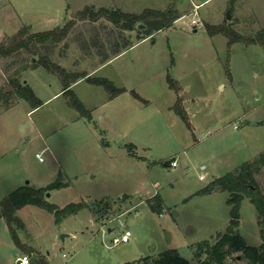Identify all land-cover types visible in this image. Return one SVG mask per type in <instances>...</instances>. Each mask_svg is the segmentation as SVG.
<instances>
[{
	"label": "rangeland",
	"instance_id": "rangeland-1",
	"mask_svg": "<svg viewBox=\"0 0 264 264\" xmlns=\"http://www.w3.org/2000/svg\"><path fill=\"white\" fill-rule=\"evenodd\" d=\"M189 1L0 0V44L22 27L40 33L72 22L66 38L45 46L44 55L69 73H83L117 53L92 76L125 90L108 101L99 87L75 85L72 91L89 119L63 96L33 111L23 102L0 109V201L26 183L45 188L60 174L64 185L47 193L49 204L84 205L58 224L36 207L16 212L24 225L17 232L20 243L48 264H137L168 250L196 264L195 246L213 244L225 231L228 194L201 191L264 152V53L242 43L227 48V39L208 37L203 26L230 22L241 35L254 36L264 26V0H227L226 5L210 0L198 12L190 11ZM168 8L182 17L143 41H138L142 24L126 32L105 18L81 17L88 9L139 14ZM6 78L0 72V87ZM167 78L179 88L190 129L172 110L176 94ZM21 79L38 99L61 87L41 68L25 71ZM172 159L176 166L164 167ZM254 180L264 195V165ZM156 195L159 213L149 209ZM125 230L129 242L112 245ZM236 231L247 246L260 245L256 210L247 199L240 202ZM18 255L30 257L14 246L0 220V264H13ZM225 264L248 262L236 252Z\"/></svg>",
	"mask_w": 264,
	"mask_h": 264
},
{
	"label": "trees",
	"instance_id": "trees-1",
	"mask_svg": "<svg viewBox=\"0 0 264 264\" xmlns=\"http://www.w3.org/2000/svg\"><path fill=\"white\" fill-rule=\"evenodd\" d=\"M231 5L230 3L228 10H232ZM81 17L87 18L89 22H95L99 17H102L126 32H132L136 29V26L142 24L144 30L138 41L164 30L178 19L176 11L172 8L163 11L147 9L139 14H127L119 10L109 11L106 9L94 12L88 9L87 13L81 14ZM72 27L73 23L69 22L61 29L40 33H29L28 28L22 27L14 36L9 38L8 42L0 44V62H2L0 72L7 74L6 84L0 87V109L2 108L3 112L21 102L27 104L30 110L41 107V101L35 97L29 85L24 84L23 79H21L23 72L37 68L45 70V72L54 75L59 80L62 88L61 95L68 99V106L77 111L82 118L89 119L90 114L71 89V86L77 81L83 79L87 84L103 89L109 100L125 92L124 89L116 88L111 81L105 78L89 77L82 73H69L59 64L54 63L50 57H47L48 55H44L42 49H45V46L47 48L55 47L61 43ZM203 28L210 38L221 35L227 39V48L242 43L246 46H259L264 53V26L254 36L250 37H245L236 32L232 29L230 22H224L219 26L205 24ZM108 57L106 56L103 61H107ZM225 69L228 77H230L227 65ZM166 80L168 88L176 94L172 110L190 129L186 113L181 105L179 88L169 78ZM131 94L137 98L136 94L133 92ZM263 165L264 152L259 154L253 161L241 164L235 171L215 179L209 187L201 191L202 194L227 193L226 203L230 210L228 225L222 234L216 236V241L213 244L204 241L195 246L193 257L196 264H225L227 257L236 252H241L248 264H264V195L254 180V175ZM63 185L59 174L55 182L45 188L33 189L29 186H20L0 201V220L4 221L14 246L30 255L31 264H48V262L38 252L26 249L20 243L17 232L23 231L24 225L16 216V212L26 206L36 207L52 214L56 224L69 216L75 215L84 207L83 204H68L62 209H58L56 206L49 204L46 199L48 192L59 189ZM243 199H247L256 210L260 237L258 247L247 246L236 231L239 205ZM149 209L152 212L159 213L161 199L157 195L149 201ZM89 210L92 213L94 212L92 207H89ZM137 264H189V262L181 258L175 250H168L155 257L142 258Z\"/></svg>",
	"mask_w": 264,
	"mask_h": 264
},
{
	"label": "crops",
	"instance_id": "crops-1",
	"mask_svg": "<svg viewBox=\"0 0 264 264\" xmlns=\"http://www.w3.org/2000/svg\"><path fill=\"white\" fill-rule=\"evenodd\" d=\"M189 1V0H188ZM208 1H210V0H201L199 3L198 2H195V0L194 1H189V3H190V5H191V10L190 11H192V12H198V11H200L201 10V7L203 6V5H205V3H207ZM225 1V2H224ZM223 1V3H225L224 5H226V2H227V0H224ZM240 1H242V0H240ZM230 4V2L228 3V5ZM223 5V6H224ZM193 9V10H192ZM205 14V13H204ZM177 17H178V19H180L182 16H179V15H177ZM177 19V20H178ZM177 20H175L173 23H175ZM264 22H262V24H263ZM205 24H208V25H211V23H205ZM204 24V25H205ZM236 32H238L239 33V28H236L235 27V29H234ZM240 34V33H239ZM148 39V38H147ZM143 40H145V39H143ZM143 40H140V41H143ZM124 52V51H123ZM118 56V54L116 55V56H114L113 58H111L110 60H107L106 62H104L103 64H100L97 68H95L94 70H91L90 72H83L82 74H85L86 76H89V77H93L92 75L95 73V71H97L99 68H101V67H103L104 65H106V64H108L112 59H114L115 57H117ZM60 65V64H59ZM35 70H37V69H35ZM35 70H28V71H35ZM24 73V72H23ZM25 80V83L27 84L28 83V80L27 79H24ZM82 82H85L83 79L82 80H79V81H77L75 84H73L72 86H71V89L73 90L74 89V87H75V85H78V84H80V83H82ZM86 83V82H85ZM29 85V84H28ZM29 87H30V85H29ZM31 89H32V91L34 92V90H33V88L32 87H30ZM62 94V88L60 87L56 92H54V93H52V94H50V95H48V96H46L45 98H42V99H40L39 98V100L41 101V103H42V105H41V107H39L38 109H41L45 104H47V103H49L50 101H52L55 97H60V96H62L61 95ZM80 101V100H79ZM108 101H109V99H108ZM112 101V100H111ZM31 111H33V110H31ZM30 111V112H31ZM30 112H27L26 114L28 115ZM38 155V154H37ZM173 160V159H172ZM167 165L165 166L166 168H168V162L166 163ZM108 232H111V230H108ZM18 256H20V255H18ZM17 256V257H18ZM16 257V258H17Z\"/></svg>",
	"mask_w": 264,
	"mask_h": 264
},
{
	"label": "built area",
	"instance_id": "built-area-1",
	"mask_svg": "<svg viewBox=\"0 0 264 264\" xmlns=\"http://www.w3.org/2000/svg\"><path fill=\"white\" fill-rule=\"evenodd\" d=\"M193 28L197 25L194 21L190 24ZM39 155H35V157H38ZM176 166L175 160H171L168 162V167L174 168ZM201 179V177H200ZM101 231V228L99 229ZM131 237V234L129 231L125 230L119 237L112 239V245H118V244H125L129 242V239ZM13 264H31L30 257L27 255H20L18 256Z\"/></svg>",
	"mask_w": 264,
	"mask_h": 264
},
{
	"label": "water",
	"instance_id": "water-1",
	"mask_svg": "<svg viewBox=\"0 0 264 264\" xmlns=\"http://www.w3.org/2000/svg\"><path fill=\"white\" fill-rule=\"evenodd\" d=\"M226 20H229V15H228V13L226 14ZM139 28H142V26H139ZM23 83L25 84V81H23ZM166 165H167V164L165 163V164H164V167H165ZM26 185H28V184L26 183L25 186H26ZM48 197H49V194L46 195V198H48ZM61 238H62V237H61Z\"/></svg>",
	"mask_w": 264,
	"mask_h": 264
}]
</instances>
